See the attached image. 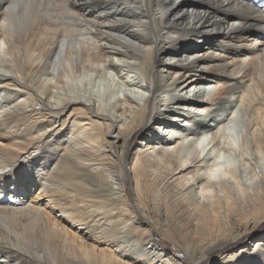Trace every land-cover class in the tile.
<instances>
[{
	"label": "bare ground",
	"instance_id": "obj_1",
	"mask_svg": "<svg viewBox=\"0 0 264 264\" xmlns=\"http://www.w3.org/2000/svg\"><path fill=\"white\" fill-rule=\"evenodd\" d=\"M263 222L264 0H0V264H264Z\"/></svg>",
	"mask_w": 264,
	"mask_h": 264
},
{
	"label": "rangeland",
	"instance_id": "obj_2",
	"mask_svg": "<svg viewBox=\"0 0 264 264\" xmlns=\"http://www.w3.org/2000/svg\"><path fill=\"white\" fill-rule=\"evenodd\" d=\"M112 75H109L108 77H106V79H104L103 81H99V80H97V82H100L99 84L101 85V89L104 87V89L106 90V89H110V88H116L117 87V77L115 76V73H111ZM88 78V81L90 80V82H94L93 80H94V77L93 76H88L87 77ZM91 78V79H90ZM187 79L188 78H186L185 79V81H187ZM98 84V83H97ZM194 84H189L187 87H186V89H184L183 91L180 89V88H175L171 93H173V94H176V95H178V94H180V95H186V96H190V97H192L193 96V94L195 93V92H197V90H202V87H201V89H199V87H196V89H194V87L195 86H193ZM198 88V89H197ZM214 88V90H215V88L216 87H213ZM207 89V88H206ZM102 91V90H101ZM208 91V90H207ZM208 93V92H207ZM212 93V92H211ZM121 95V94H120ZM164 95H166V94H164ZM161 96H163V94L161 93ZM206 96H208V94H206L205 95V93L204 94H202V95H200L199 96V98L201 97V98H205ZM37 108V107H36ZM210 118H208V120H209ZM154 129L156 130V131H158L160 134H162L163 136H166V137H168V138H170L171 137V135H172V133L171 132H169L168 133V130L165 132V128L164 129H158V127H157V125L154 127ZM61 145H63V144H61ZM202 146V145H201ZM216 160L220 163V162H222V157H219V156H217L216 157ZM128 185H130V180H129V183H128ZM262 233H264V222L262 223V224H260L256 229H255V231L254 232H252V233H250V234H248V235H246L244 238H242V240H240V241H238V242H236V243H233L231 246L229 245V246H227L226 248L228 249V248H232V250H235V249H238V248H240L241 246H243L244 244H247L253 237H256V236H258V235H260V234H262ZM167 247H169L172 251H174V252H179V253H181V254H183V256H181V258L184 260V262H186L187 264H193L188 258H186V254L184 253V252H182V250L181 249H179L177 246H175V243L174 242H166V243H164ZM188 257V256H187ZM206 264V263H205Z\"/></svg>",
	"mask_w": 264,
	"mask_h": 264
}]
</instances>
